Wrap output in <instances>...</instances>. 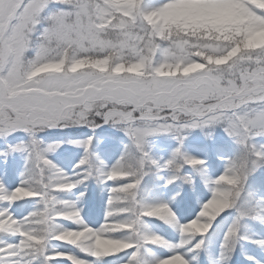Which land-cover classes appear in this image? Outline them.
I'll list each match as a JSON object with an SVG mask.
<instances>
[{
  "label": "snow or ice",
  "instance_id": "obj_1",
  "mask_svg": "<svg viewBox=\"0 0 264 264\" xmlns=\"http://www.w3.org/2000/svg\"><path fill=\"white\" fill-rule=\"evenodd\" d=\"M0 264H264V0H0Z\"/></svg>",
  "mask_w": 264,
  "mask_h": 264
}]
</instances>
